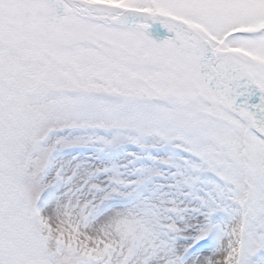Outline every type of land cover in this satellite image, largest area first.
Segmentation results:
<instances>
[{
	"label": "snow or ice",
	"instance_id": "obj_1",
	"mask_svg": "<svg viewBox=\"0 0 264 264\" xmlns=\"http://www.w3.org/2000/svg\"><path fill=\"white\" fill-rule=\"evenodd\" d=\"M0 264H264V0H0Z\"/></svg>",
	"mask_w": 264,
	"mask_h": 264
}]
</instances>
